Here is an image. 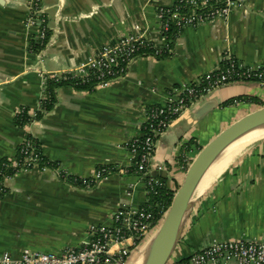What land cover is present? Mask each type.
<instances>
[{
	"label": "crops",
	"instance_id": "crops-1",
	"mask_svg": "<svg viewBox=\"0 0 264 264\" xmlns=\"http://www.w3.org/2000/svg\"><path fill=\"white\" fill-rule=\"evenodd\" d=\"M175 1L40 0L49 31L45 46L36 51L30 44L36 29L27 23L28 0H0V160H13L29 134L49 160L61 162L73 176L88 178L106 165L130 168L126 143L142 133L147 107L218 69L226 53L247 64L264 65V0H244L245 6L234 7L226 19L182 29L172 56L134 59L127 73L108 87H58L52 110L18 126L19 109L27 107L32 115L40 109L47 76L80 66L103 45L138 34L163 47L157 9ZM230 99L232 104L222 105ZM205 104L208 111L198 118ZM261 107L264 86L256 81L231 82L213 90L158 139L153 173L177 190L205 145ZM253 141L238 146L200 192L169 264L189 258L214 239L264 241V138ZM5 185L0 254L15 256L24 249L79 247L89 239L92 225L111 226L119 208H139L149 200L144 179L135 172L116 171L85 188L63 180L53 169L34 168L7 178ZM155 230L129 262L147 247Z\"/></svg>",
	"mask_w": 264,
	"mask_h": 264
},
{
	"label": "built area",
	"instance_id": "built-area-1",
	"mask_svg": "<svg viewBox=\"0 0 264 264\" xmlns=\"http://www.w3.org/2000/svg\"><path fill=\"white\" fill-rule=\"evenodd\" d=\"M179 1L176 0L170 6H160L157 9V21L164 40V33L168 31L171 22L175 23L180 32L188 26L198 27L218 19H226L234 7L245 6L244 0H191L192 7L188 9L180 7ZM28 8L30 11L28 26L36 29L31 42L36 38L46 44L49 30L46 19L41 13L40 0H28ZM148 42L158 47L143 35L122 36L112 43L103 45L80 66L51 77L66 81L79 78L84 84L93 79L94 89L108 87L127 73L134 59L144 56L143 50ZM238 81H256L264 86V65L247 64L226 53L218 69L205 73L196 82L172 89L163 103L147 107L145 121L141 127L142 133L130 138L126 143L132 158L130 168L101 166L93 176L84 178L71 175L61 162H55V167L47 164L41 166V160L45 157L42 146L38 147L34 138L26 134L15 158L2 162L3 167L12 170L13 174L3 175V181H0V198L7 192L5 185L7 178L34 168L43 171L53 169L60 178L69 183L72 180L76 181L77 178L82 179L85 188L98 185L116 171L126 174L132 170L143 177L148 197L157 195L163 189L170 190L166 180L152 171V160L158 139L181 114L206 95L224 84ZM21 111L22 109H19L17 113ZM168 208L166 209L164 204H159L155 213L151 209L149 200L139 208L122 207L113 215V225H92L89 239L79 247L52 252L24 249L18 256L11 252H3L0 254V264H128L134 250H137L151 230L161 223ZM158 215L162 216L159 221ZM230 261H235L237 264H264V241L214 239L201 250L193 253L188 260L177 264H221Z\"/></svg>",
	"mask_w": 264,
	"mask_h": 264
},
{
	"label": "water",
	"instance_id": "water-1",
	"mask_svg": "<svg viewBox=\"0 0 264 264\" xmlns=\"http://www.w3.org/2000/svg\"><path fill=\"white\" fill-rule=\"evenodd\" d=\"M198 103L193 107L197 106ZM208 106L209 104H205L198 109V118L208 111ZM262 127H264V107L233 122L200 150L188 167L184 182L176 190L166 215L147 243L145 264H169L182 237L187 218H189L194 207L195 202L193 203V200L197 195L198 186L209 167L229 145L245 134Z\"/></svg>",
	"mask_w": 264,
	"mask_h": 264
},
{
	"label": "trees",
	"instance_id": "trees-1",
	"mask_svg": "<svg viewBox=\"0 0 264 264\" xmlns=\"http://www.w3.org/2000/svg\"><path fill=\"white\" fill-rule=\"evenodd\" d=\"M191 0H180L179 5L180 7H185V8H191L192 3H190ZM199 1V0H197ZM179 34L178 28L175 25L174 22L170 23L169 29L167 32L164 33L165 35V45L163 47H154L152 42L146 43V48L143 50L144 56H154L157 59H163L172 56L173 54V49H174V44L176 41V38ZM33 49L38 51L41 49L43 46H45V43H41L38 41L36 38L32 40L31 42ZM157 51V53H156ZM93 83L94 80L91 79L89 83H82L81 79H74L73 81H66L64 79L60 78H54L51 76L46 77V91H45V97L40 101V109L35 113V115H32L30 113V109L27 107L21 108L22 111L16 113V123L20 127H24L28 123L40 119L44 114L52 110L54 107L56 101H57V95H56V89L60 86H71L76 89H86V90H93ZM239 99H242L240 97ZM255 98H250V100H253ZM234 102V99L226 100L222 105H230ZM36 144L38 147H41V143L35 139ZM44 159L41 160V166L42 165H49L50 167H55L57 161H52L49 160L46 156L43 157ZM8 158H4L0 160V171H2V174H0V181H3V175H8L11 176L13 174V171L10 169H5L2 165V162L8 161ZM48 162V163H46ZM101 167V166H100ZM131 172H134L131 170ZM163 180H165L163 178ZM71 183L80 186V187H86V185L83 183L82 179H78L76 181L72 180ZM96 186V185H95ZM94 187V186H91ZM176 190H168V189H163L161 192H159L157 195H153L149 197V204L151 205V209L157 213V208L159 204H164L166 209L171 205L174 195H175ZM161 215H158V221L161 219ZM187 259H182L176 262L180 263L183 261H186Z\"/></svg>",
	"mask_w": 264,
	"mask_h": 264
},
{
	"label": "bare ground",
	"instance_id": "bare-ground-1",
	"mask_svg": "<svg viewBox=\"0 0 264 264\" xmlns=\"http://www.w3.org/2000/svg\"><path fill=\"white\" fill-rule=\"evenodd\" d=\"M264 136V127L255 129L254 131L245 134L235 142H233L231 145H229L223 152L220 154L216 160L212 163V165L209 167L207 172L205 173L204 177L202 178L198 190H197V195L193 200V203L197 200L199 194L201 191L204 190V188L207 186L213 175L216 173V171L220 168V166L236 151L237 147L240 146L243 143H246L248 141H252L255 139H258L260 137ZM147 247L141 251V256L136 258L135 264H145L147 260Z\"/></svg>",
	"mask_w": 264,
	"mask_h": 264
},
{
	"label": "rangeland",
	"instance_id": "rangeland-1",
	"mask_svg": "<svg viewBox=\"0 0 264 264\" xmlns=\"http://www.w3.org/2000/svg\"><path fill=\"white\" fill-rule=\"evenodd\" d=\"M115 213H116V212H115ZM115 213H114V214H115ZM114 214H113V215H114ZM146 241H147V239H145V240L142 242V244H141L140 246H142ZM141 254H142V253L139 251V252L137 253V257L139 258V257L141 256ZM132 260H133V259H131V261L129 262V264H135L136 261H137V260H135V259H134L133 261H132Z\"/></svg>",
	"mask_w": 264,
	"mask_h": 264
}]
</instances>
